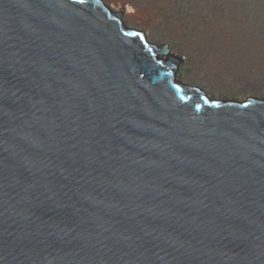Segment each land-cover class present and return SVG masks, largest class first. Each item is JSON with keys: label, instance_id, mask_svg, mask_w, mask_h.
Instances as JSON below:
<instances>
[{"label": "water", "instance_id": "obj_1", "mask_svg": "<svg viewBox=\"0 0 264 264\" xmlns=\"http://www.w3.org/2000/svg\"><path fill=\"white\" fill-rule=\"evenodd\" d=\"M182 62L102 0H0V264H264V99Z\"/></svg>", "mask_w": 264, "mask_h": 264}, {"label": "rangeland", "instance_id": "obj_2", "mask_svg": "<svg viewBox=\"0 0 264 264\" xmlns=\"http://www.w3.org/2000/svg\"><path fill=\"white\" fill-rule=\"evenodd\" d=\"M102 1L149 43L170 46L171 54L183 60L177 75L186 85L216 100L264 99V43L234 28L247 23L243 10L231 30L214 16L218 0Z\"/></svg>", "mask_w": 264, "mask_h": 264}, {"label": "trees", "instance_id": "obj_3", "mask_svg": "<svg viewBox=\"0 0 264 264\" xmlns=\"http://www.w3.org/2000/svg\"><path fill=\"white\" fill-rule=\"evenodd\" d=\"M218 1V13L214 15L218 21H224L231 29L233 23H240L237 14L243 10V18H247V23L243 20L245 24L234 28L245 33L248 38L264 43V0H245L244 5L239 0H231L229 4L225 0Z\"/></svg>", "mask_w": 264, "mask_h": 264}, {"label": "snow or ice", "instance_id": "obj_4", "mask_svg": "<svg viewBox=\"0 0 264 264\" xmlns=\"http://www.w3.org/2000/svg\"><path fill=\"white\" fill-rule=\"evenodd\" d=\"M80 2L82 3V2H84V0H80ZM97 2H98V0H97Z\"/></svg>", "mask_w": 264, "mask_h": 264}]
</instances>
